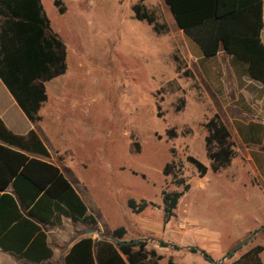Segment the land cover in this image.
Masks as SVG:
<instances>
[{
    "label": "rangeland",
    "instance_id": "obj_1",
    "mask_svg": "<svg viewBox=\"0 0 264 264\" xmlns=\"http://www.w3.org/2000/svg\"><path fill=\"white\" fill-rule=\"evenodd\" d=\"M42 3L67 54L66 72L47 84L42 126L96 219L88 236L111 240L122 227L123 240L154 251L157 264H233L264 249V86L234 77L224 54L202 58L135 20L137 0H62V15L53 0ZM145 5L164 24L158 1ZM214 114L235 145L219 173L205 142ZM255 136L260 144L245 142ZM179 178L189 189L164 224L161 192L181 191ZM129 200L151 205L135 214Z\"/></svg>",
    "mask_w": 264,
    "mask_h": 264
},
{
    "label": "trees",
    "instance_id": "obj_2",
    "mask_svg": "<svg viewBox=\"0 0 264 264\" xmlns=\"http://www.w3.org/2000/svg\"><path fill=\"white\" fill-rule=\"evenodd\" d=\"M143 1L145 0H138L133 6L134 19L146 22L157 34L166 32V25L157 23L154 15L141 5ZM164 2L179 29L196 45L203 58L212 59L221 49L231 56V64L238 65L242 75L264 84V45L260 39L264 0ZM54 6L58 14L65 12L60 0H55ZM66 55L65 45L52 31L40 0H0V80L33 124L41 120L39 111L47 101L45 84L62 76L67 70ZM204 129L207 133L205 142L210 170L219 173L225 170L235 157L234 142L217 114L206 121ZM0 139L27 152L48 156L42 141L33 130L25 135H15L0 121ZM2 149L16 154L10 149ZM18 155L21 159V171L12 185L16 188V183L26 181L31 183L30 189L14 191L13 195L3 194V197L9 199L11 210L15 211V216H11V223L26 222L31 225L32 233L17 238H0V249L42 260L44 254L31 256L30 252H33L25 246L34 234H43L36 225L19 213L17 201L28 209L30 216L44 222L53 218V223H59L60 216L89 227L96 226L97 222L93 215L87 214L86 206L58 168ZM188 161L201 177L206 174L208 169L201 162L192 157H188ZM23 162L26 164L23 165ZM169 172L170 165H167L163 173L167 175ZM177 184L183 185L181 191L161 192L164 224L175 216L180 198L189 189V185L185 184L182 178L178 179ZM148 205L151 203L142 201L137 204L134 200L127 202L128 208L135 214L143 212ZM19 227L20 224L16 228ZM125 234V229L120 227L112 231L111 238L114 241L82 238L70 248L65 257V264H157L160 256L154 251H146L144 245L139 242L124 241ZM263 250L262 246L255 247L233 264H261L259 254ZM191 252L197 250L192 248ZM167 264L174 263L169 260Z\"/></svg>",
    "mask_w": 264,
    "mask_h": 264
},
{
    "label": "crops",
    "instance_id": "obj_3",
    "mask_svg": "<svg viewBox=\"0 0 264 264\" xmlns=\"http://www.w3.org/2000/svg\"><path fill=\"white\" fill-rule=\"evenodd\" d=\"M42 1L43 0H40L41 6L43 9ZM54 1L55 0H53V5H54ZM60 1L62 2V0ZM148 1H151V0H145L141 3V5H143L145 9H146L145 4ZM157 1L162 7V12L164 16V24L167 27V30H166L167 34L177 38V41L180 43L178 44V46L186 45V46L196 47V45L193 44L191 41H189L184 36L183 32L179 29L175 19L173 18L164 0H157ZM137 3H138V0H137ZM140 22H143V21H140ZM262 22H263V27L260 31V39L264 45V8H263V13H262ZM50 26H51V23H50ZM51 29L54 32L52 27ZM220 54H224L228 58V61L230 63L232 62L231 56L226 54L221 49L217 52L214 58L220 56ZM230 69L232 73L234 74V77L248 78L247 76L242 75V73L239 72L240 69L238 65L233 66L232 64H230ZM248 79L251 80L250 78ZM47 84L48 83L45 84L46 92H47ZM258 84L261 86H264V84L262 83H258ZM47 100H48V95H47ZM46 102L44 104H46ZM44 104L42 105L39 111V116L41 120L35 124L31 123L26 118V116L23 114V112L20 110L15 100L13 99L11 94L8 92V90L5 88V86L0 80V121L1 123L4 125V127L8 131H10L11 133L15 135H25L31 130L35 131L48 152V156L45 157L38 153L27 152L18 147L11 146L3 142L0 139V238H4V237L9 238V239L17 238L20 235H26L28 233L29 234L32 233L31 225H29L26 222H22L20 220L21 222L15 221L11 223V216H15V211L11 210V203L9 199L3 197V194L9 195V194L14 193V191H17V190L30 189L29 187L31 183L26 182V181L24 183L23 182L16 183V188L12 185L16 181V177H18L21 171V168H19L21 159L18 154L24 155L28 157L29 159H35V160L45 162L47 164H50L58 168L59 171L62 173V175L70 183V185L72 186L74 191L77 193V195L80 197L84 205L86 206L87 214H91L89 207L87 206L83 197L79 193V190L75 186V183L70 179L67 173L68 167H66L64 163L59 161L60 155H58L55 152L54 144L52 143L51 139L47 136L46 130L42 126V110H43ZM255 138L256 136L254 137V139L250 138L246 140L245 142L249 144H255V145L260 144L261 138L260 137H258V139H255ZM2 148L10 149L16 152V154L7 152L3 150ZM249 160L256 167L255 161L252 158H250ZM24 164H26V162L25 163L23 162V165ZM256 171L259 172L258 169ZM260 177L262 178V176ZM261 186L264 187V179H263V184H261ZM261 191L264 192V189L262 188ZM17 205L19 207V213L23 217H25L27 220H29L32 224L36 225L40 229L41 234H43L40 236H38L37 234H34L29 244L25 246L27 247L26 249H30L33 252V254L30 252L31 256H34V255L39 256L43 254L45 256L42 258V260H34L33 258H27L21 255H17L12 252L3 251L0 249V264H65V257L75 242H77L78 240L82 238H87V237L92 238L94 241L100 240V239L96 240L93 237L88 236L90 234L89 233L90 230H92L91 233L94 232V229L93 228L90 229L91 227H89L88 225H85L80 222H73L71 219L64 217V216L59 217L60 219L59 223L57 222L53 223L54 221L53 218H49V222H44L43 220L30 216L28 214V209L24 208L18 201H17ZM11 211H12V215H11ZM54 215H56V212L54 213ZM18 224H20V227L16 228ZM111 241H113L112 238H111ZM259 258L262 264L264 261L260 255H259Z\"/></svg>",
    "mask_w": 264,
    "mask_h": 264
},
{
    "label": "water",
    "instance_id": "obj_4",
    "mask_svg": "<svg viewBox=\"0 0 264 264\" xmlns=\"http://www.w3.org/2000/svg\"><path fill=\"white\" fill-rule=\"evenodd\" d=\"M91 232H92V230L89 231V233H91ZM112 240L114 241V239H112ZM133 242H136V241H133ZM245 242H246V241H245ZM245 242H244V243H245ZM244 243H243V244H244ZM239 247H240V246H239ZM239 247H237L236 249H238ZM236 249H234V250H236ZM234 250H233V251H234ZM233 251H231L230 253H232ZM230 253L227 254L226 256L229 257V256H230ZM214 264H216V263L214 262Z\"/></svg>",
    "mask_w": 264,
    "mask_h": 264
}]
</instances>
